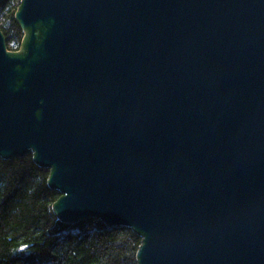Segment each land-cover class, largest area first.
<instances>
[{
  "label": "water",
  "instance_id": "95a60500",
  "mask_svg": "<svg viewBox=\"0 0 264 264\" xmlns=\"http://www.w3.org/2000/svg\"><path fill=\"white\" fill-rule=\"evenodd\" d=\"M4 0H0V4ZM0 29V156L138 264H264V0H20Z\"/></svg>",
  "mask_w": 264,
  "mask_h": 264
},
{
  "label": "trees",
  "instance_id": "16d2710c",
  "mask_svg": "<svg viewBox=\"0 0 264 264\" xmlns=\"http://www.w3.org/2000/svg\"><path fill=\"white\" fill-rule=\"evenodd\" d=\"M19 1L0 4L3 29L15 26ZM49 173L32 155L0 156V264H138L141 237L132 229L111 228L97 218H57L53 203L60 192L49 187Z\"/></svg>",
  "mask_w": 264,
  "mask_h": 264
},
{
  "label": "flooded vegetation",
  "instance_id": "af4514ba",
  "mask_svg": "<svg viewBox=\"0 0 264 264\" xmlns=\"http://www.w3.org/2000/svg\"><path fill=\"white\" fill-rule=\"evenodd\" d=\"M19 3H20V1H19ZM18 5L16 6V9L14 11L15 26L13 25L12 27H8L6 29H3L2 27H5V22H4L3 17L0 16V26L2 28V29L1 28L0 29L3 31V33L6 36L7 45H8V42H11V44H12V41L16 42V45L14 48L11 49L10 47H8L10 50H13V51H17L20 49L22 38L24 36L23 30L21 29V27L19 26L18 22L15 19V13H16Z\"/></svg>",
  "mask_w": 264,
  "mask_h": 264
},
{
  "label": "rangeland",
  "instance_id": "374dc122",
  "mask_svg": "<svg viewBox=\"0 0 264 264\" xmlns=\"http://www.w3.org/2000/svg\"><path fill=\"white\" fill-rule=\"evenodd\" d=\"M12 49V48H11Z\"/></svg>",
  "mask_w": 264,
  "mask_h": 264
}]
</instances>
